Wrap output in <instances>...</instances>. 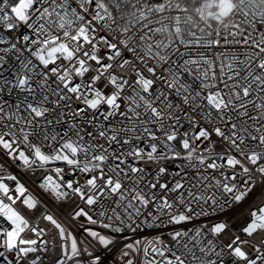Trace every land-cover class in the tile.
Instances as JSON below:
<instances>
[{
  "label": "snow or ice",
  "instance_id": "snow-or-ice-1",
  "mask_svg": "<svg viewBox=\"0 0 264 264\" xmlns=\"http://www.w3.org/2000/svg\"><path fill=\"white\" fill-rule=\"evenodd\" d=\"M0 264H264V0H0Z\"/></svg>",
  "mask_w": 264,
  "mask_h": 264
}]
</instances>
